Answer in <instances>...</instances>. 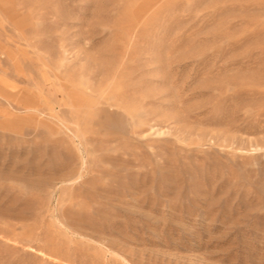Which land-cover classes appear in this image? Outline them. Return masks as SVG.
I'll list each match as a JSON object with an SVG mask.
<instances>
[{
	"label": "rangeland",
	"instance_id": "374dc122",
	"mask_svg": "<svg viewBox=\"0 0 264 264\" xmlns=\"http://www.w3.org/2000/svg\"><path fill=\"white\" fill-rule=\"evenodd\" d=\"M0 264H264V0H0Z\"/></svg>",
	"mask_w": 264,
	"mask_h": 264
}]
</instances>
